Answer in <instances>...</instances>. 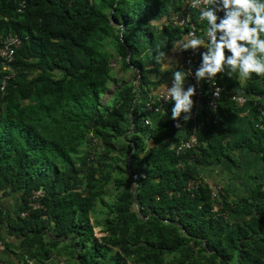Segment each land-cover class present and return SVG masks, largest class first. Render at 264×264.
<instances>
[{
  "label": "trees",
  "instance_id": "16d2710c",
  "mask_svg": "<svg viewBox=\"0 0 264 264\" xmlns=\"http://www.w3.org/2000/svg\"><path fill=\"white\" fill-rule=\"evenodd\" d=\"M182 1L0 0V40L20 41L13 75L0 91V197L19 193L17 214L3 218L6 233L19 239L23 264H50L59 244L63 254L55 255L65 264H165L166 257L167 264H264L262 186L233 203L218 195L224 220L211 212V187L196 169L237 147L264 159V129L227 144L220 120H207L203 81L194 150L174 154L189 120L176 126L171 101L162 114L145 113L171 69L162 71L156 57L164 53L162 63L170 65V50L183 36L162 20ZM108 43L121 69L136 73L100 106L111 72ZM4 75L0 65V86ZM242 93L264 94V77L252 74ZM233 108L222 98L217 111ZM133 172L142 174L135 184ZM191 179L200 184L186 191ZM110 183L117 195L96 232L91 217ZM35 191L41 208L21 218Z\"/></svg>",
  "mask_w": 264,
  "mask_h": 264
},
{
  "label": "clouds",
  "instance_id": "9594fccd",
  "mask_svg": "<svg viewBox=\"0 0 264 264\" xmlns=\"http://www.w3.org/2000/svg\"><path fill=\"white\" fill-rule=\"evenodd\" d=\"M192 7H199V20L206 21L205 38L189 33L182 41L173 44V51H199L200 64L194 77L197 84L207 81L214 85L218 74H239L242 80L252 74L264 77V0H192ZM164 53H158L156 60L161 70H169L162 63ZM189 73L180 70L172 72V86L164 87V99L171 101V119L185 122L192 118L195 106L193 97L197 94L195 85L184 87ZM192 75V73H191ZM220 88L216 87L214 95Z\"/></svg>",
  "mask_w": 264,
  "mask_h": 264
},
{
  "label": "built area",
  "instance_id": "2783aa9c",
  "mask_svg": "<svg viewBox=\"0 0 264 264\" xmlns=\"http://www.w3.org/2000/svg\"><path fill=\"white\" fill-rule=\"evenodd\" d=\"M192 0H183L179 10L175 12H170L167 17L162 20L163 25H169L175 28H178L183 31L182 40L189 33L194 34L195 37H205V32L207 28H200V24L203 21L199 20V7H192ZM22 4L17 9L18 12L21 11ZM20 45V41L15 35H6L0 40V65L2 71L5 72L3 79L1 81L0 91H3L5 86V81L13 75V71L11 69V63L13 60V54L15 49H17ZM173 50V46L171 48ZM206 51V49L201 48L197 52H193L192 50L188 51H173L176 55H180V70L189 73L186 80L189 85H195L197 89V94L193 97L195 101V106L192 110V118L188 121L187 124V134L174 146V154L176 156H181L188 151L194 150L198 146L196 131H197V114L201 108V99H202V81L197 84L195 80L194 73L196 68L200 64V52ZM192 73V75H191ZM173 79V78H172ZM172 79L168 80L164 85L159 87L157 91L145 101V113L146 115H157L162 114L164 106L169 102V100L164 99V87L172 86ZM205 83L207 91L204 96V105L207 110V120L211 122V124L216 125L219 121V114L217 111L218 103L223 98L228 102L232 103L235 108H244V106H250L255 109L258 120L254 124L255 129H264V94L254 95V96H245L244 94H239L236 92H230L226 95L222 93V87L217 76L214 85L207 81H203ZM216 87L220 88V92L218 95H214L216 92ZM145 125L150 124L149 117H146L144 120ZM177 167H181V164L178 163ZM142 177L140 172H133L130 174V180L133 184ZM200 184L199 179H191L186 183L185 190L191 191L197 188ZM223 194L220 187H211L210 196L212 199L211 212L216 216L223 217L224 220H227V215H220L219 206L214 202L218 195ZM42 197V193L40 191H35L31 193V196L28 198L27 210L23 211L19 214L21 218H24L28 210L39 209L41 206L38 203V200ZM3 250V242L0 239V264H3L1 259V253Z\"/></svg>",
  "mask_w": 264,
  "mask_h": 264
},
{
  "label": "crops",
  "instance_id": "0c3cea01",
  "mask_svg": "<svg viewBox=\"0 0 264 264\" xmlns=\"http://www.w3.org/2000/svg\"><path fill=\"white\" fill-rule=\"evenodd\" d=\"M168 61L171 69L167 81L173 78V71L180 70V55L175 56L173 50H170ZM218 78L224 95L230 92L243 94L245 80H242L239 74H233L231 78L227 74H218ZM184 87H188L187 80ZM219 120L220 129L226 135V143L232 145L252 137L258 117L256 112L247 105L244 108H233L228 114L221 112ZM152 122L155 123V121ZM168 143L172 146L171 140ZM227 156L216 164L204 166L196 164L197 172L204 183L210 187H220L223 196L231 203L250 196L256 185H261L264 190V159L259 154L245 147H237L229 150ZM19 204V193H9L0 197V239L4 244L1 253L3 264H23L17 249L19 239L6 233V223L3 218L6 215L14 217L18 212Z\"/></svg>",
  "mask_w": 264,
  "mask_h": 264
},
{
  "label": "rangeland",
  "instance_id": "374dc122",
  "mask_svg": "<svg viewBox=\"0 0 264 264\" xmlns=\"http://www.w3.org/2000/svg\"><path fill=\"white\" fill-rule=\"evenodd\" d=\"M114 26V30H116V26ZM108 52L111 54V58L109 60V63L111 64V72H110V77L109 81L107 83L106 91L105 93L100 96L98 104L100 106L104 105L105 103L110 100L113 92L115 89L123 86V85H128L133 82V76L135 75V71L133 69H121V60L119 57L115 54V52L112 49V46L110 43H108L107 47ZM121 167L124 169H127V163L126 159L123 160L121 163ZM117 193L113 190L112 183H110L107 188L104 191L103 195V201H104V206L96 205L95 208V213L91 217L92 220V225L95 226V231L100 232L101 231V224L104 218V214L106 212L105 208L111 204L113 199ZM62 247V244H59L56 248L55 251H52L51 254V261L50 264H65L64 261L65 259L59 258L57 255H55V252H59L60 248ZM63 254V251H60ZM170 257L165 258V264H167L168 260Z\"/></svg>",
  "mask_w": 264,
  "mask_h": 264
}]
</instances>
